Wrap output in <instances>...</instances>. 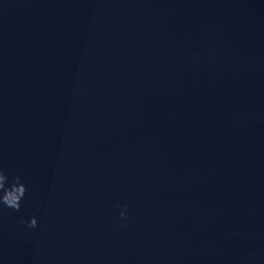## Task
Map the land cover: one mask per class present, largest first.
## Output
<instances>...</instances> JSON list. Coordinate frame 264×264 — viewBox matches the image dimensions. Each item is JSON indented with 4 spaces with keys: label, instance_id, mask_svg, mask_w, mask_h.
Returning <instances> with one entry per match:
<instances>
[{
    "label": "clouds",
    "instance_id": "1",
    "mask_svg": "<svg viewBox=\"0 0 264 264\" xmlns=\"http://www.w3.org/2000/svg\"><path fill=\"white\" fill-rule=\"evenodd\" d=\"M27 185L22 182V178L19 175L9 177L8 173L0 168V208H8L13 211H19L21 203L27 193ZM128 206L124 205L120 212V219H126ZM26 223L28 228L37 227V219L32 216Z\"/></svg>",
    "mask_w": 264,
    "mask_h": 264
},
{
    "label": "water",
    "instance_id": "2",
    "mask_svg": "<svg viewBox=\"0 0 264 264\" xmlns=\"http://www.w3.org/2000/svg\"><path fill=\"white\" fill-rule=\"evenodd\" d=\"M0 264L21 263L0 243Z\"/></svg>",
    "mask_w": 264,
    "mask_h": 264
}]
</instances>
